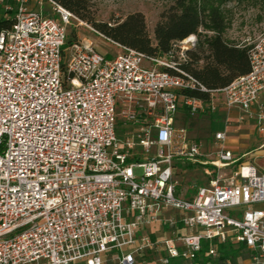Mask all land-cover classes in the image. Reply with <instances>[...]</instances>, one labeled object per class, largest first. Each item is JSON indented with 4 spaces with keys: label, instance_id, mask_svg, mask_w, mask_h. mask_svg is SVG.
Listing matches in <instances>:
<instances>
[{
    "label": "built area",
    "instance_id": "1",
    "mask_svg": "<svg viewBox=\"0 0 264 264\" xmlns=\"http://www.w3.org/2000/svg\"><path fill=\"white\" fill-rule=\"evenodd\" d=\"M72 19L83 23L56 0H0L10 23L0 32V264H107L111 254L148 264L151 253L156 264H202L204 242L206 264H235L219 258L228 240L245 246L241 264H264V172L232 167L227 129L209 150L177 125L181 109L196 117L222 105L226 125L238 109V123L264 134V22L246 41L250 70L210 89L183 68L197 35L158 55L107 38L122 49L108 56L67 45ZM180 164L208 176L189 196L175 181ZM155 223L172 234L153 238Z\"/></svg>",
    "mask_w": 264,
    "mask_h": 264
},
{
    "label": "trees",
    "instance_id": "2",
    "mask_svg": "<svg viewBox=\"0 0 264 264\" xmlns=\"http://www.w3.org/2000/svg\"><path fill=\"white\" fill-rule=\"evenodd\" d=\"M79 18L94 23L95 28L107 38L122 45L135 48L147 55L168 53L174 44L191 35H197V46L189 51V61L183 68L191 72L210 89L228 85L236 77L250 70L249 49L246 42H237L226 36L232 26V10L227 6L233 0H170V4L161 13L151 38L144 13H130L123 20L96 22L90 15V0H56ZM259 0H237L257 5ZM10 25L0 21V32ZM71 40L67 45L72 44ZM109 56V55H108ZM188 94L204 99L209 93L190 91ZM245 246L228 240L218 244L219 258L235 259ZM209 243H203L200 253L202 264L212 261L206 256Z\"/></svg>",
    "mask_w": 264,
    "mask_h": 264
},
{
    "label": "rangeland",
    "instance_id": "3",
    "mask_svg": "<svg viewBox=\"0 0 264 264\" xmlns=\"http://www.w3.org/2000/svg\"><path fill=\"white\" fill-rule=\"evenodd\" d=\"M90 15L96 22H110L123 20L127 15L133 12L140 11L144 13L149 34L153 41H155L154 29L157 22L160 19L161 13L170 4V0H90ZM232 10V26L227 31L226 36L237 42L253 41L258 32L260 31L264 22V0H259L257 5H251L248 2L238 3L237 0L231 1L228 6ZM81 19V18H80ZM83 23L79 24V20L72 19L73 25L69 27L68 41L74 42H86L91 43L94 49L97 51L113 56L117 55L122 49L107 39L106 36L101 34L96 28L94 23L83 20ZM225 114L219 116V114H212L205 112L196 117L188 115L187 111L181 109L177 116V125L186 126L189 129L191 136L204 144V149H213L210 143L212 131L225 128ZM232 118H236V113H232ZM119 121L121 119L119 118ZM121 123V122H120ZM231 121L230 124L235 126V133H240L236 127L238 125ZM120 131L123 129L119 127ZM246 133L251 134L253 138V144H259L261 137L259 133L253 128H245ZM213 140V138H211ZM209 141V142H208ZM227 145H229L227 143ZM254 145V146H255ZM253 148V147H252ZM240 149V148H239ZM251 149L249 145L248 150ZM241 150V149H240ZM175 181L180 193L185 196L190 195V187L195 184H203L207 181L208 176L204 173L201 166L180 164L177 165L175 170ZM135 173L138 175L143 174L142 168H136ZM257 207L263 206L262 204L255 205ZM165 235L172 234L169 227H164ZM185 232H189L186 230ZM235 244V243H234ZM237 247V244H235ZM246 255V252L242 249L235 256V264H241L242 258ZM241 256V257H240ZM114 254H111L108 258L107 264H113ZM157 260L158 255L151 254L141 257V261ZM156 264V263H151Z\"/></svg>",
    "mask_w": 264,
    "mask_h": 264
},
{
    "label": "crops",
    "instance_id": "4",
    "mask_svg": "<svg viewBox=\"0 0 264 264\" xmlns=\"http://www.w3.org/2000/svg\"><path fill=\"white\" fill-rule=\"evenodd\" d=\"M261 100L264 102V93L261 95ZM236 113V118H232V113ZM219 114V116L222 117L223 114H225L226 116V111L224 110L223 106L221 105L220 108L213 112L210 113V118L212 114ZM240 111L238 109H233L231 111V121H234L235 125L240 131V133H235V126L233 125H226L224 129H227L229 132V137L227 139V143L229 145H227L230 149H232L237 157L236 162L232 165L233 168L237 167L239 164L244 163V162H253L255 163L259 169L261 171L264 172V138H261L259 140V144H253V138L250 137L251 134L246 133L244 130L245 128H253L255 129L258 133L259 131L256 128V124L253 121H247L245 123H238L237 122V117L239 115ZM224 116V118H225ZM224 129H217L216 131H220V130H224ZM215 131V132H216ZM212 131V136L211 138H213V140H211L210 138V143L212 144L213 148L216 147L215 145V139H214V133ZM259 135L261 137H264V134L259 133ZM208 141V142H209ZM249 145H251V149L248 150ZM255 145V146H254ZM253 147V148H252ZM241 150H240V149ZM263 206H259L260 208H264V203H260ZM164 227L161 225L160 223H155L150 227H147V229L145 230L147 233H149L153 238H165L168 237L171 234L165 235L164 233ZM186 230L192 231L193 229H182L183 232H185ZM151 254H155V253H151ZM150 254V255H151ZM151 263H155L154 259L151 260L148 264Z\"/></svg>",
    "mask_w": 264,
    "mask_h": 264
},
{
    "label": "bare ground",
    "instance_id": "5",
    "mask_svg": "<svg viewBox=\"0 0 264 264\" xmlns=\"http://www.w3.org/2000/svg\"><path fill=\"white\" fill-rule=\"evenodd\" d=\"M194 39V36H191L190 38H189V41H191V40H193Z\"/></svg>",
    "mask_w": 264,
    "mask_h": 264
}]
</instances>
